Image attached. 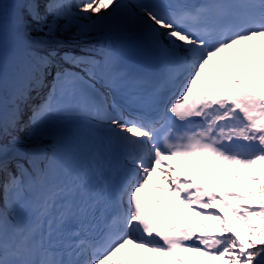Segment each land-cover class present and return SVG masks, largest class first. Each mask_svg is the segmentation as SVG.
<instances>
[{
	"label": "snow or ice",
	"instance_id": "1",
	"mask_svg": "<svg viewBox=\"0 0 264 264\" xmlns=\"http://www.w3.org/2000/svg\"><path fill=\"white\" fill-rule=\"evenodd\" d=\"M28 6L37 30L47 29L46 36L54 37L57 22L65 20V30L76 24L80 32H97L105 43L101 60L62 57L84 75L55 65L54 52L32 55L28 83L19 90L11 115L6 118L0 107V176L4 177L0 180V264H140L114 259L128 246L143 249L152 264H204L180 253L221 264H264V181L259 177L264 170V96L259 91L264 87V72L250 70L246 62L264 58V0H220L195 8L168 2L137 5L141 15L137 19L130 13L133 24L144 30L174 70L183 67L187 78L176 85L180 90L171 103H164L154 116L135 119L125 117L115 104H98L89 95L94 90L92 81L101 80L115 89L122 79L115 72L106 34L124 30L118 23L129 7L124 0H80L75 5L78 12L73 11L71 0H49L43 16L39 0H29ZM102 9L95 19L81 15L99 14ZM48 15L53 17L51 22ZM81 20L90 23L80 24ZM18 24L23 26V21ZM241 45L253 46L246 54L241 52L238 61L218 62L238 91L209 83L205 72L217 74L214 58L236 52ZM52 68L55 76L48 85ZM241 68L251 71L261 84L246 83L239 75ZM175 79L173 71L169 80L175 84ZM46 87V96L32 107L25 123L21 104L26 106L32 92L39 95ZM65 98L78 102L66 104ZM78 117L108 125L103 131L89 129L96 144L90 167L83 169L73 166L75 141L65 127ZM21 131L23 137L16 134ZM9 142L30 145L31 172L8 170ZM197 156L250 170L247 182L258 191L250 193V199L223 183L198 184L197 180L212 178L187 175L165 164L173 158ZM113 159L120 161L118 167ZM124 162L134 166L130 179L123 175ZM158 171L163 184L152 180ZM155 193L175 197L197 216L214 221L216 228L181 218L187 216L183 209L166 204L164 197L150 200ZM251 203L258 207L244 206ZM218 205L243 225V237L223 211H202ZM98 217L104 219V228L93 236Z\"/></svg>",
	"mask_w": 264,
	"mask_h": 264
},
{
	"label": "trees",
	"instance_id": "2",
	"mask_svg": "<svg viewBox=\"0 0 264 264\" xmlns=\"http://www.w3.org/2000/svg\"><path fill=\"white\" fill-rule=\"evenodd\" d=\"M9 2H10V0H0V4H2V10H0V14L3 13L6 9L7 10L10 9L9 8L10 7L9 6ZM41 14L42 15H45V11H43V12L41 11ZM17 15H21V17L24 20H27V23H26L25 27H26V33L28 35L34 36V37H39V38H45L46 37V35H41L37 31L36 21L33 20L30 17V12H29L28 9H26V8L23 9L22 14H21V11L19 10ZM52 19H53V17L51 15H48L47 16V20L49 22H51ZM57 23H58V27H57V31H56L57 34L59 33V31H60V33L67 34V35L77 34L75 36L81 35V33H83V32H80L79 31V29H78V27H77L76 24H70V25H68L67 29L65 30L64 25L67 24V21H65V20H59ZM70 46H72V45H70ZM46 49H48V48H45L43 51H35L34 54L48 55L49 53H52V51H53V50L52 51H46ZM54 50H56V49H54ZM60 56H62V55H60ZM19 66H20V62L17 61V59H14V62L12 63V71H11V73L13 75V79H15V77H16V71L19 70ZM4 94H7V91H4ZM25 107H27V106H25ZM16 134L17 135H20L21 137H23V135H24V133L22 131L21 132H18ZM253 191H258V190H253ZM257 238H258V234H257Z\"/></svg>",
	"mask_w": 264,
	"mask_h": 264
},
{
	"label": "bare ground",
	"instance_id": "3",
	"mask_svg": "<svg viewBox=\"0 0 264 264\" xmlns=\"http://www.w3.org/2000/svg\"><path fill=\"white\" fill-rule=\"evenodd\" d=\"M98 39L97 38H93L92 42L93 44H90V43H86V42H79V43H76L75 45L73 46H69V45H59L57 46L56 50H58V53H62L61 55L65 54L66 52L68 51H71L73 53H76L78 55H83V56H90L91 55V51L95 50V41H97ZM49 76H47V79H46V84H48L49 82ZM47 89L44 88L43 91L38 95L36 92H35V95L38 97V98H43V92ZM2 102H0V107H2L4 110H5V107H7L5 104L4 106L2 105ZM66 127V126H65ZM67 129V128H66ZM70 134V137L72 138L71 136V133L69 132ZM73 139V138H72ZM29 161H31L30 163H32V160H31V156L29 154ZM173 159H177V158H173Z\"/></svg>",
	"mask_w": 264,
	"mask_h": 264
},
{
	"label": "rangeland",
	"instance_id": "4",
	"mask_svg": "<svg viewBox=\"0 0 264 264\" xmlns=\"http://www.w3.org/2000/svg\"><path fill=\"white\" fill-rule=\"evenodd\" d=\"M72 1H73V6L75 8L74 0H72ZM77 10L79 11V9H77ZM110 10L111 9H108V11H110ZM102 12H104L103 9H102ZM81 14L84 15V13H81ZM89 14H91L92 17H94L96 15V14H93V13H89ZM73 35L63 34V33H60V31H59V33L55 35V37L51 40L50 43L51 44H56V45H60V44H66V45L70 44V45H72L73 43L75 44V43H79V42L91 41L90 38L94 37L91 34L88 35V34H84V33H81V35H78V36H75L77 34H73ZM54 49H56V47H49L48 49H46V51H51V50H54ZM66 54H68V53H66ZM44 96H45V93H44ZM2 101H3L2 103L5 104L6 106H8V107L10 106L6 99H3ZM23 145H26V144H23ZM23 147H26V146H23Z\"/></svg>",
	"mask_w": 264,
	"mask_h": 264
}]
</instances>
